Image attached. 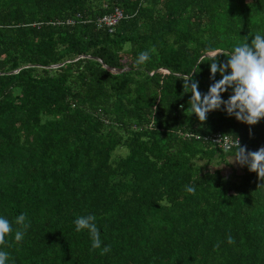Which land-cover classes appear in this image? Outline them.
Returning <instances> with one entry per match:
<instances>
[{
    "label": "trees",
    "instance_id": "16d2710c",
    "mask_svg": "<svg viewBox=\"0 0 264 264\" xmlns=\"http://www.w3.org/2000/svg\"><path fill=\"white\" fill-rule=\"evenodd\" d=\"M115 8L112 31L97 26ZM257 32L264 0H0L7 264H264V180L208 139L220 131L255 151L264 119L250 126L223 106L204 122L186 115L180 79L206 93L208 57L226 62ZM21 213L31 227L17 243ZM89 214L105 255L76 231Z\"/></svg>",
    "mask_w": 264,
    "mask_h": 264
},
{
    "label": "clouds",
    "instance_id": "9594fccd",
    "mask_svg": "<svg viewBox=\"0 0 264 264\" xmlns=\"http://www.w3.org/2000/svg\"><path fill=\"white\" fill-rule=\"evenodd\" d=\"M151 52L154 53L155 48L151 49ZM219 53L223 52H217L215 56L208 57L210 79L214 82L209 85L206 93L199 90V81L195 80L192 74L180 78L183 80V92H191L188 100L189 107L185 109L186 115L195 114L199 121L204 122L210 111L220 110L223 106L227 115L235 116L238 121L250 126L257 124L261 119H264V33L257 32L252 36L250 43L246 40L235 46L227 54L226 62H217ZM150 58V52L143 51L139 53L135 65L137 67L144 65ZM217 72L222 77L219 80L215 79ZM229 89H231V94L225 100L221 94ZM233 148L236 149L234 152ZM222 150L234 156L235 159L229 160V163L247 166L249 171L257 173L259 180H264V146L255 151H249L246 146H241L239 140H236L234 143H224ZM185 191L194 195L195 187L186 186ZM26 220L25 213L15 217L14 223L19 226L14 236L17 243L23 240L25 232L31 227V224L26 223ZM95 221L96 216L89 214L77 217L74 224L77 232L87 230L92 241L91 248L93 250L100 249V254L105 255L111 251V246L104 245L102 247L100 231ZM12 232V222L7 218L0 217V245L6 243V237ZM227 242L229 244L235 242L231 234L227 236ZM8 259L9 253L0 251V264H7Z\"/></svg>",
    "mask_w": 264,
    "mask_h": 264
},
{
    "label": "built area",
    "instance_id": "2783aa9c",
    "mask_svg": "<svg viewBox=\"0 0 264 264\" xmlns=\"http://www.w3.org/2000/svg\"><path fill=\"white\" fill-rule=\"evenodd\" d=\"M122 17L123 11L120 8H115L112 13L101 16L97 21V26L106 27L109 31H112L114 26L119 22ZM69 22L75 23V20H70ZM208 139L211 143L215 144L216 146H219L220 148H222V145L224 143H234L236 140H238L237 138H233L232 136L220 131L213 133L211 136H209Z\"/></svg>",
    "mask_w": 264,
    "mask_h": 264
},
{
    "label": "water",
    "instance_id": "95a60500",
    "mask_svg": "<svg viewBox=\"0 0 264 264\" xmlns=\"http://www.w3.org/2000/svg\"><path fill=\"white\" fill-rule=\"evenodd\" d=\"M62 63H60V64H56V65H51V66H49V67H52V66H59V65H61ZM108 69L109 70H111V71H113V72H118L120 69H116V68H110V67H108Z\"/></svg>",
    "mask_w": 264,
    "mask_h": 264
},
{
    "label": "rangeland",
    "instance_id": "374dc122",
    "mask_svg": "<svg viewBox=\"0 0 264 264\" xmlns=\"http://www.w3.org/2000/svg\"><path fill=\"white\" fill-rule=\"evenodd\" d=\"M226 171H228V169L226 168Z\"/></svg>",
    "mask_w": 264,
    "mask_h": 264
}]
</instances>
